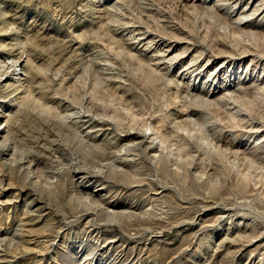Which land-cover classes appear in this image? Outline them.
Wrapping results in <instances>:
<instances>
[{"label": "rangeland", "instance_id": "rangeland-1", "mask_svg": "<svg viewBox=\"0 0 264 264\" xmlns=\"http://www.w3.org/2000/svg\"><path fill=\"white\" fill-rule=\"evenodd\" d=\"M1 126L0 264H264V0H0Z\"/></svg>", "mask_w": 264, "mask_h": 264}, {"label": "bare ground", "instance_id": "bare-ground-1", "mask_svg": "<svg viewBox=\"0 0 264 264\" xmlns=\"http://www.w3.org/2000/svg\"><path fill=\"white\" fill-rule=\"evenodd\" d=\"M17 65H19V61H14V66H15V68H16ZM6 77H7V76H6ZM3 124H4V123H3ZM1 125H2V124H1ZM1 129H2V126L0 127V130H1ZM145 137H146V136L143 135L142 138L145 139ZM98 190H99V189H96V192H98Z\"/></svg>", "mask_w": 264, "mask_h": 264}]
</instances>
